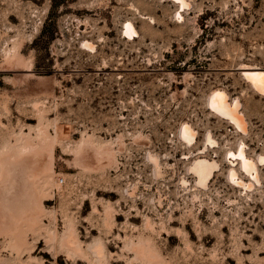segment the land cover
Listing matches in <instances>:
<instances>
[{"label":"rangeland","instance_id":"rangeland-1","mask_svg":"<svg viewBox=\"0 0 264 264\" xmlns=\"http://www.w3.org/2000/svg\"><path fill=\"white\" fill-rule=\"evenodd\" d=\"M188 2L0 0V264H264V0Z\"/></svg>","mask_w":264,"mask_h":264},{"label":"bare ground","instance_id":"bare-ground-1","mask_svg":"<svg viewBox=\"0 0 264 264\" xmlns=\"http://www.w3.org/2000/svg\"><path fill=\"white\" fill-rule=\"evenodd\" d=\"M172 1L178 3L181 8H186L189 5L188 0ZM125 32L128 34V36L130 35L135 37L138 35V31L131 21L125 24ZM86 43L89 45V42ZM242 69L243 75L247 81H249L259 93L264 95V68L245 66ZM209 104L212 110L228 119L238 129L244 132L248 131V121L245 114L241 110V101L238 98L230 101L229 95L225 90L216 89L209 97ZM181 133L183 138L189 142H193L196 138L195 129L188 123L182 126ZM207 141L210 145L215 143V140L211 135H208ZM229 154L236 160H239L240 167L246 171L248 175L252 176L255 181L259 182V165L264 163V153L259 154L257 159H254L247 155L245 144L242 143L238 151H230ZM219 166L220 164L217 160L203 156L195 159L192 165V170H194V172L197 174L199 183L206 185L214 171H216ZM229 174L230 178L236 183L247 186V183L239 177L238 172L234 167L230 168ZM96 244L98 245V243ZM96 251L98 253L102 252V247L100 244L96 248ZM152 253L150 254L151 257Z\"/></svg>","mask_w":264,"mask_h":264}]
</instances>
